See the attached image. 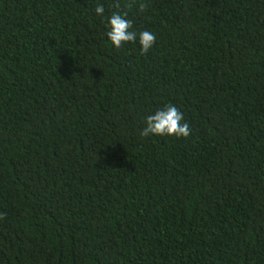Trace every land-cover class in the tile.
I'll return each instance as SVG.
<instances>
[{
  "label": "trees",
  "instance_id": "16d2710c",
  "mask_svg": "<svg viewBox=\"0 0 264 264\" xmlns=\"http://www.w3.org/2000/svg\"><path fill=\"white\" fill-rule=\"evenodd\" d=\"M113 2L0 0V264H264V0Z\"/></svg>",
  "mask_w": 264,
  "mask_h": 264
},
{
  "label": "clouds",
  "instance_id": "9594fccd",
  "mask_svg": "<svg viewBox=\"0 0 264 264\" xmlns=\"http://www.w3.org/2000/svg\"><path fill=\"white\" fill-rule=\"evenodd\" d=\"M147 6L145 0H122V2L121 0H114L113 2V8L115 9H132L135 7L139 12H143ZM94 11L97 16H104L105 14L103 5H97ZM127 16V11H113L111 16L107 18L106 26L108 30L106 36L108 41L113 47L120 48L124 43L137 42L138 40L141 52H147L156 41L155 34L148 30L139 33L132 31V21ZM144 124L145 127L140 133L142 137L155 135L187 138L191 132L189 123L184 121L181 111L172 104H168L158 109L154 114L148 115Z\"/></svg>",
  "mask_w": 264,
  "mask_h": 264
}]
</instances>
